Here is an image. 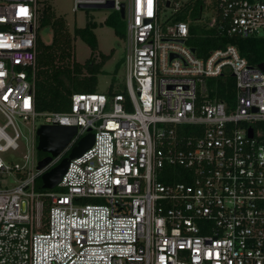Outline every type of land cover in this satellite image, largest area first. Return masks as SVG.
Here are the masks:
<instances>
[{
    "label": "built area",
    "instance_id": "built-area-1",
    "mask_svg": "<svg viewBox=\"0 0 264 264\" xmlns=\"http://www.w3.org/2000/svg\"><path fill=\"white\" fill-rule=\"evenodd\" d=\"M108 1L126 21L124 92H75L68 111L38 112L39 0H0V264H264V71L234 43L197 54L177 19L195 0L72 10ZM195 21L264 36V0H213ZM38 119L77 128L42 169ZM88 133L91 147L43 189ZM21 149L20 162L2 157Z\"/></svg>",
    "mask_w": 264,
    "mask_h": 264
},
{
    "label": "trees",
    "instance_id": "trees-1",
    "mask_svg": "<svg viewBox=\"0 0 264 264\" xmlns=\"http://www.w3.org/2000/svg\"><path fill=\"white\" fill-rule=\"evenodd\" d=\"M40 24L36 39V82H35V109L38 112H65L70 108V97L75 92H96L97 74L102 71L104 63L111 54H104L98 50V41L94 30L97 23L87 20L83 27L74 26L72 33L69 31L66 20L57 15L49 0H39ZM200 3H189L186 11L178 15L177 19L190 23L193 36L189 44L195 46L197 54L205 55L208 50L227 43L237 45L242 56L247 58L250 64L259 65L264 62V36H252L249 38L227 37L217 35L213 29H206L201 22H196ZM187 9L189 10L187 12ZM104 23L114 29L116 35H125L119 30L120 15L108 16ZM50 32L51 41L46 43L40 36V31ZM195 34V35H194ZM81 38L90 48L89 57L83 62H78L74 57V41ZM217 79L219 88L231 90V76ZM124 92L110 86L107 93ZM217 98H224L223 92H219ZM40 158L44 153L38 151ZM42 190L41 186L38 187Z\"/></svg>",
    "mask_w": 264,
    "mask_h": 264
},
{
    "label": "rangeland",
    "instance_id": "rangeland-1",
    "mask_svg": "<svg viewBox=\"0 0 264 264\" xmlns=\"http://www.w3.org/2000/svg\"><path fill=\"white\" fill-rule=\"evenodd\" d=\"M57 15H61L68 26L69 31L72 33L74 26L83 27L87 20H92L97 23L98 27L94 30L97 41L98 50L104 54H111L110 58L104 63L102 71L97 74L96 92L107 93L110 86L115 89L125 90V42L124 35L120 37L115 34L114 29L104 23V20L110 15L119 13L112 10V8H79L73 11V0H49ZM199 2L209 5L213 0H199ZM170 10H165L167 14ZM119 30L125 34L126 21L121 18ZM41 38L50 43L51 33L40 31ZM90 55L89 46L81 39L76 38L74 41V57L83 63ZM4 123V118L0 113V125ZM42 124V119L37 120V125ZM19 129L23 135L28 136L30 133L31 124L29 121H20ZM11 133L10 128L7 130ZM21 141V139H20ZM23 149L19 153L7 152L2 157L6 160L11 159L13 162H20Z\"/></svg>",
    "mask_w": 264,
    "mask_h": 264
},
{
    "label": "water",
    "instance_id": "water-1",
    "mask_svg": "<svg viewBox=\"0 0 264 264\" xmlns=\"http://www.w3.org/2000/svg\"><path fill=\"white\" fill-rule=\"evenodd\" d=\"M80 8H112L113 2L108 1L105 4H80ZM123 8L120 10V17L123 18ZM184 42L183 39L180 40ZM195 51V48H191ZM172 57V55H171ZM259 67L264 71V62L259 64ZM77 128L75 126H64L58 124H42L37 130V150L44 153L45 156L38 161L37 168L42 169L52 159L57 156L64 147L69 143L70 139L75 135ZM249 135H252V130H249ZM93 133H88L78 142L71 150L68 156L63 157L58 164L47 170L41 175L42 188L52 189L61 180V177L66 172L69 160L80 156L83 152L93 144Z\"/></svg>",
    "mask_w": 264,
    "mask_h": 264
},
{
    "label": "flooded vegetation",
    "instance_id": "flooded-vegetation-1",
    "mask_svg": "<svg viewBox=\"0 0 264 264\" xmlns=\"http://www.w3.org/2000/svg\"><path fill=\"white\" fill-rule=\"evenodd\" d=\"M196 3H199V0H195ZM45 155V154H44Z\"/></svg>",
    "mask_w": 264,
    "mask_h": 264
}]
</instances>
